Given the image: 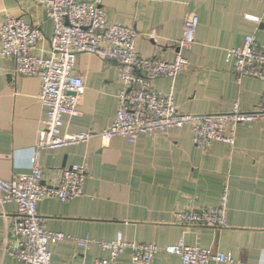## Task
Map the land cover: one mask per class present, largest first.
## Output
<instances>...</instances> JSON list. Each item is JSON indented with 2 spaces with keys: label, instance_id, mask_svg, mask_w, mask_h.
I'll return each mask as SVG.
<instances>
[{
  "label": "crops",
  "instance_id": "crops-1",
  "mask_svg": "<svg viewBox=\"0 0 264 264\" xmlns=\"http://www.w3.org/2000/svg\"><path fill=\"white\" fill-rule=\"evenodd\" d=\"M108 19L133 25L137 49L145 57L173 61L180 50L188 13L199 16L191 46L182 49L188 67L176 77L153 82L161 93L172 92L185 113H223L239 102L252 111L264 100V82L244 77L238 82L227 50L254 34L264 47V0H102ZM41 24L44 38L36 53L50 54L53 21L36 0H0V27L6 15ZM246 14L259 18L248 19ZM2 37L0 34V51ZM76 72L85 90L77 115L63 117L62 132L101 130L115 120L123 88L119 66L83 52ZM38 76L15 73L12 58L0 55V177L11 179L32 170L39 128L47 107L38 99ZM43 183L56 187L61 172L82 164L89 172L84 193L66 202L45 198L38 203L45 228L67 237L51 240L53 264H93L110 258L97 243L122 236L155 243L160 248L184 242L231 254L240 263L264 264V121L240 123L234 142L215 141L206 148L194 142L190 126L141 133L135 139L116 135L106 145L100 137L40 152ZM228 188L226 226L182 225L176 212L217 206ZM18 216L14 202L0 204V264H23L3 250ZM79 240H91L88 246ZM130 250L117 264H139ZM149 264H183L179 255L158 252ZM210 264H218L211 262Z\"/></svg>",
  "mask_w": 264,
  "mask_h": 264
},
{
  "label": "built area",
  "instance_id": "built-area-1",
  "mask_svg": "<svg viewBox=\"0 0 264 264\" xmlns=\"http://www.w3.org/2000/svg\"><path fill=\"white\" fill-rule=\"evenodd\" d=\"M36 1L46 8L53 21L49 55L35 52L45 37L41 24L8 14L0 27V55L14 60L16 74L41 78L38 99L47 107V115L39 128L31 172L11 179L0 177V204L14 202L18 208V216L12 221L11 233L2 247L23 264H53L50 241L67 236L45 228L38 203L45 198L66 202L81 196L89 172L82 164H72L62 170L58 186H47L43 183L41 150L87 142L93 137H100L106 145L116 135L135 139L141 133L164 132L184 126L192 127L194 142L199 147L206 148L215 141L233 143L240 123L264 121V100L252 111L242 110L237 101L228 112L189 114L176 107L171 91L161 93L156 90L153 85L156 79L176 77L186 71L188 59L181 50L189 48L195 40L200 22L195 12L185 17L180 50L173 61H168L159 56L141 55L137 49L140 35L137 28L111 22L102 0ZM246 17L260 22L256 16L246 14ZM83 52L118 63L123 88L119 93L117 115L107 128L63 133V117L79 113L78 107L85 90L83 76L76 72L78 56ZM227 59L233 60L238 82L244 77L264 82V47L254 34H246L240 45L229 48ZM227 206L228 188H225L217 206L179 210L176 212L177 222L182 225L224 227L227 224ZM90 241L79 240L78 245L88 246ZM97 243L109 249L112 256L97 258L93 264H117L118 256L128 249L133 261L139 264H149L160 251L179 255L183 264L241 262L231 254L187 245L182 241L165 248L155 243L128 241L122 236Z\"/></svg>",
  "mask_w": 264,
  "mask_h": 264
}]
</instances>
